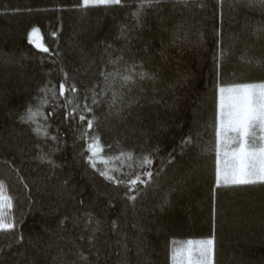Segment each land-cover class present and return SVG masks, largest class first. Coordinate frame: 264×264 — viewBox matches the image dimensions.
I'll use <instances>...</instances> for the list:
<instances>
[{
    "label": "trees",
    "instance_id": "16d2710c",
    "mask_svg": "<svg viewBox=\"0 0 264 264\" xmlns=\"http://www.w3.org/2000/svg\"><path fill=\"white\" fill-rule=\"evenodd\" d=\"M81 3L0 0V185L14 222L0 231V264H173L188 241L208 238L214 264H264V184L216 185L218 89L264 83V6L165 0L137 25L139 0ZM34 27L47 53L29 43ZM117 69L152 78L104 90L101 73ZM61 82L77 87L81 112L87 98L84 122L65 119ZM45 96L36 123L22 120ZM92 137L113 176L147 183L132 193L93 170ZM121 152L134 159L114 160ZM143 156L151 166H137Z\"/></svg>",
    "mask_w": 264,
    "mask_h": 264
},
{
    "label": "snow or ice",
    "instance_id": "6c2138e0",
    "mask_svg": "<svg viewBox=\"0 0 264 264\" xmlns=\"http://www.w3.org/2000/svg\"><path fill=\"white\" fill-rule=\"evenodd\" d=\"M165 0H139L136 10L132 13V16L140 24L141 16L144 14L145 9L155 8ZM125 0H82L81 6L88 8L94 7H112V6H123ZM249 5L257 3L260 6H264V0H248ZM257 31H264V26L258 27ZM125 30L121 28V35H125ZM39 30L32 28L29 33V43L37 49L47 53L49 49L43 46L42 42H38ZM111 45H109L110 47ZM223 52H221V56ZM112 63H117L113 61ZM136 65H132V69H135ZM128 74L121 75L117 69L115 71H109L107 73L102 72L101 75L104 77L105 89H111L113 83L119 78L123 83L121 87L127 86L128 83H135V79L138 77L143 80L145 77L151 79L147 72L140 71L135 73L125 69ZM52 92V100H56L57 93L54 89ZM72 93V96L66 97V93ZM78 89L75 85L67 87L65 83L59 84L58 95L64 99L62 107L65 109L64 117L66 120L74 119L77 114L80 122L86 120V116L83 112H92L93 109L87 104V98L83 111H80V104L75 99V94ZM219 92V105L216 117V149L219 155L220 150H224V155L228 157V161L223 169L217 164L216 169V185H253V184H264V83H241L235 84L231 87H220ZM122 93L120 98H122ZM117 93L113 92V99L110 107L116 104ZM50 103L47 96L42 98L41 105L38 106L36 111L29 108L27 114L22 117L27 123H36V117L42 115V109ZM98 101L95 96L92 98V104H97ZM58 105L53 106V111L47 113V118L55 114L54 109ZM87 129L91 130L94 127V120L87 119ZM48 125H42L41 128H46ZM39 132L40 129H37ZM44 135L48 136V132L45 130ZM88 133H82L81 138L83 139ZM56 140L57 137H50ZM87 161L89 166L93 170L99 171V174L109 182L114 184H126L128 192L135 193L137 191L138 184H146V181L141 180L139 174L135 178L120 180L112 175L113 171H118L114 166L109 168V159L103 157L101 154L103 148L99 143L98 137H92L91 142L87 143ZM127 156L129 161H132L133 155L131 152H121L115 156L114 160H120L122 157ZM44 157H42L43 159ZM52 163L51 161H48ZM102 163L104 165L103 170L97 168V164ZM152 160L148 156H143L137 160V166L145 168V166H151ZM131 167V164L129 165ZM145 176L152 179L153 173L150 170L145 169ZM130 200H135L136 196L131 195L128 197ZM14 228V222L5 219L0 216V231H10ZM214 253H215V241L214 238H208L198 241H188L187 247L178 250L170 256L182 257L180 264H214Z\"/></svg>",
    "mask_w": 264,
    "mask_h": 264
},
{
    "label": "rangeland",
    "instance_id": "374dc122",
    "mask_svg": "<svg viewBox=\"0 0 264 264\" xmlns=\"http://www.w3.org/2000/svg\"><path fill=\"white\" fill-rule=\"evenodd\" d=\"M231 86H233V85H231ZM231 86H221V87L227 88V87H231ZM219 99L220 98L218 97V105H219ZM227 161H228V157H226L224 155V150L221 149L220 153L218 155V158H217L216 166L219 162V166L221 167V169H223L225 167ZM216 169H217V167H216ZM8 206H9L8 197L6 196L2 186L0 185V216H3L7 220H8V215H7ZM185 247H187V243L181 249H183ZM181 260H182V257H174L173 258V264H180Z\"/></svg>",
    "mask_w": 264,
    "mask_h": 264
},
{
    "label": "water",
    "instance_id": "95a60500",
    "mask_svg": "<svg viewBox=\"0 0 264 264\" xmlns=\"http://www.w3.org/2000/svg\"><path fill=\"white\" fill-rule=\"evenodd\" d=\"M38 42H41L40 40Z\"/></svg>",
    "mask_w": 264,
    "mask_h": 264
}]
</instances>
